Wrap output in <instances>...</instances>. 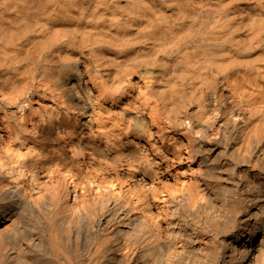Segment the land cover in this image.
Masks as SVG:
<instances>
[{"label":"bare ground","instance_id":"6f19581e","mask_svg":"<svg viewBox=\"0 0 264 264\" xmlns=\"http://www.w3.org/2000/svg\"><path fill=\"white\" fill-rule=\"evenodd\" d=\"M0 264H264V0H0Z\"/></svg>","mask_w":264,"mask_h":264}]
</instances>
